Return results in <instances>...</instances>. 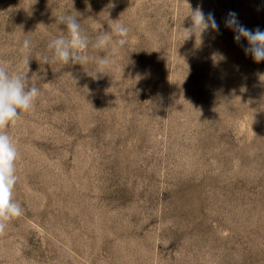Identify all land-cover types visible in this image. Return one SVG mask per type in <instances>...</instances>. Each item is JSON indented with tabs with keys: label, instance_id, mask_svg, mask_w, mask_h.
<instances>
[{
	"label": "rangeland",
	"instance_id": "obj_1",
	"mask_svg": "<svg viewBox=\"0 0 264 264\" xmlns=\"http://www.w3.org/2000/svg\"><path fill=\"white\" fill-rule=\"evenodd\" d=\"M197 7L219 31L186 38ZM229 12L264 31V0H0V61L41 90L6 129L22 215L0 264H264V61ZM65 14L92 59L42 65ZM118 20L128 42L97 72Z\"/></svg>",
	"mask_w": 264,
	"mask_h": 264
},
{
	"label": "clouds",
	"instance_id": "obj_2",
	"mask_svg": "<svg viewBox=\"0 0 264 264\" xmlns=\"http://www.w3.org/2000/svg\"><path fill=\"white\" fill-rule=\"evenodd\" d=\"M189 15L192 27L184 30L188 34L186 38L193 32L200 35L209 29L219 31V25L213 13L205 15L202 9L197 7L194 11L190 10ZM57 17L58 23L66 24L67 35L51 39L47 47L52 50L53 56L51 59L47 55L41 56L39 61L42 65L53 62H60L64 65L87 64L92 59L87 54L90 37L83 32L76 16L65 14ZM225 26L236 33L234 37L236 42H240L241 38L247 40L249 47L244 49L246 54H251L256 62L264 61V31L258 27L251 30L241 25L235 12L228 13ZM110 28V32H100L91 42L93 49L106 53L103 57L95 58L97 72L100 73H106L105 69L114 62L113 57L116 50L124 47L128 42L129 29L123 23L119 20L115 21ZM31 48L32 42L25 39L21 47V52L25 54L22 65L28 66ZM27 74L28 70L13 71L10 70L7 62L0 61V235L5 233L9 221L22 215V208L13 196L18 180L16 161L19 153L6 129L20 120L21 113L31 111L35 106V101L41 95V90L33 80L29 81Z\"/></svg>",
	"mask_w": 264,
	"mask_h": 264
}]
</instances>
